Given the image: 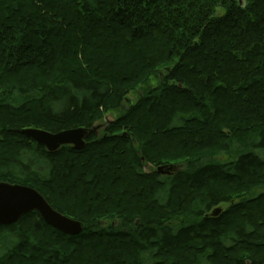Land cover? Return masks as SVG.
<instances>
[{
	"label": "trees",
	"instance_id": "trees-1",
	"mask_svg": "<svg viewBox=\"0 0 264 264\" xmlns=\"http://www.w3.org/2000/svg\"><path fill=\"white\" fill-rule=\"evenodd\" d=\"M0 181L83 224L0 225V264H264V0H0Z\"/></svg>",
	"mask_w": 264,
	"mask_h": 264
},
{
	"label": "water",
	"instance_id": "water-1",
	"mask_svg": "<svg viewBox=\"0 0 264 264\" xmlns=\"http://www.w3.org/2000/svg\"><path fill=\"white\" fill-rule=\"evenodd\" d=\"M88 132L89 129L86 127L69 128L54 133L35 127L20 130V133L43 145L47 151H55L62 145L81 149L84 147ZM160 168L161 166L158 170ZM175 169V165L168 166V171ZM30 211L37 212L47 225L64 234L76 235L83 230L82 222L55 210L36 189L0 181V225L14 224L23 214ZM219 211V208H215L212 215H216Z\"/></svg>",
	"mask_w": 264,
	"mask_h": 264
},
{
	"label": "rangeland",
	"instance_id": "rangeland-1",
	"mask_svg": "<svg viewBox=\"0 0 264 264\" xmlns=\"http://www.w3.org/2000/svg\"><path fill=\"white\" fill-rule=\"evenodd\" d=\"M165 69H163L162 71H164ZM162 72L161 73H159V74H156V75H153V76H151L150 78H149V80H148V82H147V84L148 85H152V86H155L158 82H159V80H160V78H161V76H162ZM142 86L141 85H138L136 88H134L133 90H131L129 93H128V95L126 96V98H127V101H124L123 102V104H122V107L119 109V110H115V111H112L111 113H105V114H103V117H102V119H100L99 121H97L98 123H103L105 120H111V119H113V118H115V117H118L119 115H122L123 114V108H126V106L129 104V103H134L138 98H139V96H140V94H141V92H142ZM102 130V129H101ZM101 131H100V129H99V131H98V133H100ZM102 133V132H101ZM225 158V157H224ZM228 158V157H227ZM144 171L145 172H150V171H153V170H157V171H159L160 172V174H165V173H167V171H165V169L164 168H162V166H161V168L158 170V167H160V165L159 166H156V165H154V164H151V163H144ZM180 167H181V165H180ZM226 207V204H221V205H219V206H217L216 208H221V209H223V208H225Z\"/></svg>",
	"mask_w": 264,
	"mask_h": 264
},
{
	"label": "flooded vegetation",
	"instance_id": "flooded-vegetation-1",
	"mask_svg": "<svg viewBox=\"0 0 264 264\" xmlns=\"http://www.w3.org/2000/svg\"><path fill=\"white\" fill-rule=\"evenodd\" d=\"M172 171H174V170H172ZM165 174H170L169 172H167V173H165Z\"/></svg>",
	"mask_w": 264,
	"mask_h": 264
},
{
	"label": "bare ground",
	"instance_id": "bare-ground-1",
	"mask_svg": "<svg viewBox=\"0 0 264 264\" xmlns=\"http://www.w3.org/2000/svg\"><path fill=\"white\" fill-rule=\"evenodd\" d=\"M125 100L127 101V98Z\"/></svg>",
	"mask_w": 264,
	"mask_h": 264
}]
</instances>
